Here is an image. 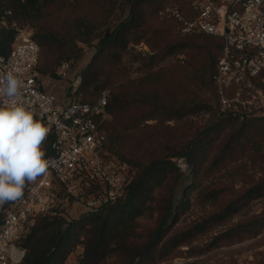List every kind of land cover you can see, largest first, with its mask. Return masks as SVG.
I'll return each mask as SVG.
<instances>
[{
  "label": "trees",
  "instance_id": "16d2710c",
  "mask_svg": "<svg viewBox=\"0 0 264 264\" xmlns=\"http://www.w3.org/2000/svg\"><path fill=\"white\" fill-rule=\"evenodd\" d=\"M118 1L0 0V56L8 55L12 48L16 31L10 23L14 20L20 26L29 24L35 29L33 38L41 48L37 71L44 75L55 74L59 63L77 56V42L90 44L94 31L106 27L97 52L81 77L78 92L83 98H79L92 103L102 91L111 89L107 111L113 119L104 123L107 146L133 169V179L123 200L71 220L62 215L37 216L21 242L27 249L21 264H66L79 247L82 248L79 264H159L175 257L181 246L225 222L264 191V179L243 192L233 189L222 201L221 209L209 219L198 225L177 226L187 198L186 192L178 198L171 184L183 174L177 160L183 158L192 167L194 182L208 179L224 167L225 160L243 152L246 134L253 129L257 133L264 131V116L240 120L221 112L213 75L222 39L205 33L182 35L180 21L159 14L162 8L177 1L184 15L192 17L190 0H134L130 19L111 30L107 25ZM5 20L7 25L3 23ZM177 33L180 36H175ZM141 42L156 51L145 60V68L184 48H192L196 55L208 58L212 96L183 108L165 107L143 99L138 108H143L145 116L139 118V110H133L130 98L133 93L124 92L129 71L121 66V60L130 43ZM117 81L122 83L116 85ZM153 89L175 97L185 86H180L178 79L174 83L159 81ZM200 110L211 111L210 124L184 140L175 133L180 127L166 124L171 118ZM149 119L157 122L141 125ZM235 122H240L236 130L226 133L227 126ZM149 210L157 213L153 223L137 229L138 219ZM263 228L264 211L231 226L214 241H240ZM253 264H264V259Z\"/></svg>",
  "mask_w": 264,
  "mask_h": 264
},
{
  "label": "built area",
  "instance_id": "2783aa9c",
  "mask_svg": "<svg viewBox=\"0 0 264 264\" xmlns=\"http://www.w3.org/2000/svg\"><path fill=\"white\" fill-rule=\"evenodd\" d=\"M190 8L192 17L177 4L159 14L180 21L182 35L222 39L213 75L221 112L240 120L264 116V0H190ZM10 26L16 33L10 53L0 56V75L16 70L25 84L20 102L51 129L43 144L49 168L26 184L21 198L0 205V264H21L27 252L21 242L37 216L67 217L74 203L84 214L123 200L133 169L107 146L109 90L92 103L59 100L39 83L41 48L32 31L14 20ZM177 161L181 168L187 165L183 158Z\"/></svg>",
  "mask_w": 264,
  "mask_h": 264
},
{
  "label": "rangeland",
  "instance_id": "374dc122",
  "mask_svg": "<svg viewBox=\"0 0 264 264\" xmlns=\"http://www.w3.org/2000/svg\"><path fill=\"white\" fill-rule=\"evenodd\" d=\"M133 1H118L107 28L114 30L130 19ZM171 4L180 5L177 1H173ZM23 27H27L34 34L35 29L29 24H24ZM105 33L106 27H100L94 31V38L90 44L82 41L77 42V56L70 61L64 60L59 63L55 74L44 75L38 72V80L42 88L54 94L64 103H70L73 98H83L82 93L78 92L81 77L98 50L101 34ZM177 35L180 36L179 33L175 34V36ZM155 52L146 42L130 43L121 60V66L126 67L129 71L124 92L133 93L130 98L134 103L133 110H139V118L145 113L141 106L138 108L143 99L165 107L183 108L212 96V91L208 86L210 63L208 58L204 59L203 56L196 55L192 48H184L160 60L151 68H145V60L156 54ZM206 57H208L207 54ZM65 64L66 66H64ZM178 79L180 86H185V89L175 97L173 95L164 96L153 89L159 81L174 83ZM121 83V81H117L116 85ZM107 89L110 92L111 89ZM211 103L214 105V102ZM212 115L209 110H200L171 118L166 121V124L180 127L181 129H177L175 133L184 140L205 125H209ZM106 119V121L113 119V115L109 111H107ZM156 122V119H149L143 121L141 125L155 124ZM238 123L240 124V122ZM239 124L235 122L228 125L225 132H233ZM227 139L230 137L228 136ZM242 151V153L235 154L230 160H225V165L220 171L203 181L194 182L193 170L189 165L181 168L183 174L171 181L176 189V196L181 198L182 194L186 192L187 197L186 202L182 205L185 207L180 213L177 226L198 225L221 209L222 201L230 196L233 189L243 192L253 183L264 179V131L257 133V130L253 129L246 134ZM170 191H172L171 188ZM187 191L189 192L187 193ZM81 208V205L74 203L66 218L71 220L81 217L83 215ZM150 211H146L138 219L137 229L141 230L144 226L153 223L157 213L153 214ZM263 211L264 191L253 196L245 207L225 222L216 225L215 228L199 236L190 244L181 246L180 252L175 257L166 259L159 264H253L264 259V228L258 234L247 236L240 241H214L216 236L224 233L231 226L249 220L253 215ZM35 219L30 226L33 225ZM68 260L66 263L74 264L76 255H72L70 262Z\"/></svg>",
  "mask_w": 264,
  "mask_h": 264
},
{
  "label": "clouds",
  "instance_id": "9594fccd",
  "mask_svg": "<svg viewBox=\"0 0 264 264\" xmlns=\"http://www.w3.org/2000/svg\"><path fill=\"white\" fill-rule=\"evenodd\" d=\"M24 88L15 69L0 75V205L21 198L50 166L43 144L51 129L20 102Z\"/></svg>",
  "mask_w": 264,
  "mask_h": 264
},
{
  "label": "crops",
  "instance_id": "0c3cea01",
  "mask_svg": "<svg viewBox=\"0 0 264 264\" xmlns=\"http://www.w3.org/2000/svg\"><path fill=\"white\" fill-rule=\"evenodd\" d=\"M81 253H82V248L79 247L76 252H74V253L71 254V257L70 258H72V255H76V260H75L76 262L75 263L78 264L77 258L79 257V255ZM70 258H69L68 262H70ZM73 258H75V256H73ZM66 264H69V263H66Z\"/></svg>",
  "mask_w": 264,
  "mask_h": 264
}]
</instances>
